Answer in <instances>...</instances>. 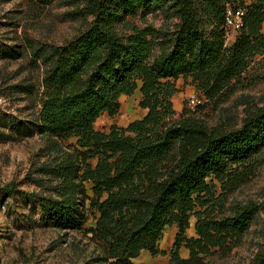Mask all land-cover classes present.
Returning a JSON list of instances; mask_svg holds the SVG:
<instances>
[{"label": "trees", "instance_id": "obj_1", "mask_svg": "<svg viewBox=\"0 0 264 264\" xmlns=\"http://www.w3.org/2000/svg\"><path fill=\"white\" fill-rule=\"evenodd\" d=\"M74 1L75 14L91 20L61 45H30L33 61L44 67L40 109L33 121L9 125L23 136L76 140V154L63 153L56 165L58 199L21 194L38 203L48 225L81 230L88 216L80 188L92 182L98 216L91 231L105 245L106 264H134L144 250L166 255L158 243L173 225V264H196L200 254L240 240L264 204L237 206L233 216L216 220L215 182L227 193L253 175L255 155L264 148V108L246 115L239 128L209 127L190 116L169 123L176 92L170 81L189 77L208 99L240 81L264 55V0ZM228 6L244 10L243 27L229 46ZM156 9L177 18L172 28L140 29L129 20ZM14 52L0 46L4 55ZM137 89L147 113L126 128L97 131L98 118L115 116L119 98ZM192 215L197 238L187 237ZM182 246L189 260L181 258ZM254 264H264V253Z\"/></svg>", "mask_w": 264, "mask_h": 264}, {"label": "rangeland", "instance_id": "obj_2", "mask_svg": "<svg viewBox=\"0 0 264 264\" xmlns=\"http://www.w3.org/2000/svg\"><path fill=\"white\" fill-rule=\"evenodd\" d=\"M76 8L74 0H0V46L15 51L13 55L0 53V264H106L105 245L91 231L96 228L98 216L91 206L95 199L92 182L82 181L80 188L86 197L88 216L81 230L48 225L38 203H31L21 194L58 199L60 181L55 168L63 153L76 154V140L59 142L37 134L23 136L9 125V121H33L40 109L44 67L33 61L30 45H61L83 30L91 18L75 14ZM129 20L140 29L153 26L159 30H168L177 22L175 16L158 9L141 12ZM233 42L226 40L228 46ZM170 82L176 92L172 98L174 115L169 123L190 116L209 127L239 128L246 115L264 108V55L256 58L240 81H234L213 99L197 89L189 77ZM191 95L202 101L194 109L188 108ZM140 101L139 89L131 96H121L117 114H102L95 129L108 133L111 126L126 128L141 119L147 110L140 106ZM255 158L253 175L236 189L226 193L215 182L211 216L216 220L233 216L237 206L264 204V148ZM89 163L95 166L97 160ZM6 187L14 188V192L5 193ZM196 223L197 218L192 215L188 238L198 237ZM176 235V225L166 227L158 243L159 250L166 255L153 257L144 250L133 260L134 264H173L171 250ZM260 253H264L261 211L240 240H232L223 248H211L199 255L196 264H254ZM180 256L189 260V250L182 246Z\"/></svg>", "mask_w": 264, "mask_h": 264}, {"label": "built area", "instance_id": "obj_3", "mask_svg": "<svg viewBox=\"0 0 264 264\" xmlns=\"http://www.w3.org/2000/svg\"><path fill=\"white\" fill-rule=\"evenodd\" d=\"M244 10L228 6L225 11V38L226 40H234L243 27ZM202 101L195 95L188 98V108L194 109Z\"/></svg>", "mask_w": 264, "mask_h": 264}]
</instances>
